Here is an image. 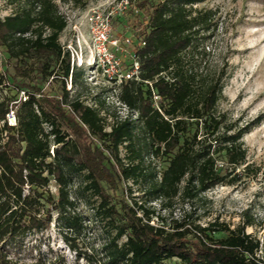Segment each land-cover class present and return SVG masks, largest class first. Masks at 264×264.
Here are the masks:
<instances>
[{
  "label": "trees",
  "instance_id": "16d2710c",
  "mask_svg": "<svg viewBox=\"0 0 264 264\" xmlns=\"http://www.w3.org/2000/svg\"><path fill=\"white\" fill-rule=\"evenodd\" d=\"M9 1L14 11L0 15V61L9 66L0 67V264H18L14 256L24 251L36 257L31 264H264L260 239L246 231L255 224L249 216L231 228L202 225L191 213L168 221L152 206L171 209L262 173L243 141L261 116L243 126L230 121L218 109L224 69L211 78L198 69L216 10L196 7L206 0H130L115 19L136 39L140 73L119 85L117 98L130 112L110 123L105 97L97 106L73 91L85 84V70L61 42L68 20L58 1ZM6 89L15 94L2 95ZM147 156L166 163L159 169ZM133 184H142L141 196ZM80 201L105 227L103 256L79 243L88 226ZM53 223L75 252L73 263L64 254L47 258L51 247L43 252ZM35 234L40 241L28 247Z\"/></svg>",
  "mask_w": 264,
  "mask_h": 264
},
{
  "label": "rangeland",
  "instance_id": "374dc122",
  "mask_svg": "<svg viewBox=\"0 0 264 264\" xmlns=\"http://www.w3.org/2000/svg\"><path fill=\"white\" fill-rule=\"evenodd\" d=\"M60 4V9L66 15L68 26L61 35V42L72 50V62L75 67L85 70V84L79 83L73 91L80 93L81 98L87 103L99 105L100 95L107 101L103 114L107 115L111 123L114 114L127 115V111L121 104L116 102L114 85L105 75H92L90 66L87 64L91 55V23L89 16L95 10H107L115 4L116 0H87L85 8L72 6L71 4ZM202 9H214L217 14L213 29L207 33L205 41V53L199 55L198 69L208 78L218 75L224 69L223 92L220 98L218 109L227 113L230 121L243 126L261 116V121L250 132L243 137L244 145L248 152V161L262 168V173L257 176H246L234 185H217L202 194L200 200L185 202L178 200L171 209H162L160 201L152 203L156 209V216L162 215L168 218H181L191 213L202 225L218 220L227 223L231 228L241 224L245 217L249 216L254 220L253 226H248L246 231L252 233L261 241L260 254H264V0H206L196 4ZM15 6L9 0H0V15L5 16L14 11ZM116 18V17H115ZM113 19L115 34L123 37L127 28L121 20ZM133 39L134 46L136 39L131 32L126 34ZM80 49L84 51V64L77 63V53ZM77 51V53H76ZM4 57L5 55L2 54ZM122 61L130 59V54L124 52L121 55ZM5 59L0 61V67L6 69ZM9 67V66H8ZM10 69V68H9ZM71 84L68 85V88ZM45 88H49L46 84ZM116 91L118 92L117 88ZM14 95L15 91L6 89L3 94ZM123 155L126 153L122 151ZM151 157L147 156V160ZM158 168L161 169L166 161L163 157L152 158ZM131 184V182L129 183ZM142 184H133V196H141ZM51 190L56 192L54 183ZM127 195V193H126ZM131 197V196H130ZM78 209L88 215V226L79 237L80 245L103 256L102 247L107 240V233L103 223L92 218V206L85 201H80ZM250 209L248 215L244 211ZM161 218H154V223H159ZM161 222V221H160ZM41 234H35L27 238L28 247L36 245L40 241ZM216 233V236H221ZM41 244L43 252L47 253L49 247L54 252L48 254L47 258L54 259L58 254H64L71 263L75 261L73 252L65 243L58 228L53 223L52 228L45 232ZM38 249L35 248L34 255ZM18 264H31L36 257L28 251L15 255ZM81 264H85L83 259Z\"/></svg>",
  "mask_w": 264,
  "mask_h": 264
},
{
  "label": "built area",
  "instance_id": "2783aa9c",
  "mask_svg": "<svg viewBox=\"0 0 264 264\" xmlns=\"http://www.w3.org/2000/svg\"><path fill=\"white\" fill-rule=\"evenodd\" d=\"M130 6V0H116L115 4L107 10H95L89 16V22L91 23V55L88 58L87 64L90 66L92 75L96 74L105 75L116 87V102L121 104L122 107L129 114V109L126 105L122 104L117 98V91L119 85L133 78H139L140 62L136 54V48L128 50L129 46H134L132 38L126 35L123 37L115 34L113 29V19L118 15L126 13ZM145 44V42H141ZM70 49V48H68ZM71 57H72V50ZM130 54L129 61H122L121 54L128 52ZM77 53V51H76ZM77 64L82 66L84 64V51L80 49V54L77 53ZM75 64V62H72ZM156 101L159 96L154 95ZM126 116V115H125ZM9 122L15 123V116L13 112L8 115Z\"/></svg>",
  "mask_w": 264,
  "mask_h": 264
}]
</instances>
